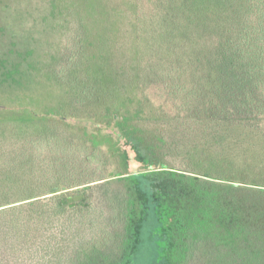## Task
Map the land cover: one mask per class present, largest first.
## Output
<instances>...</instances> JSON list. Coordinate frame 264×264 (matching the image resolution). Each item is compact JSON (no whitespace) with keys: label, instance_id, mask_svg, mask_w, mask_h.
<instances>
[{"label":"trees","instance_id":"16d2710c","mask_svg":"<svg viewBox=\"0 0 264 264\" xmlns=\"http://www.w3.org/2000/svg\"><path fill=\"white\" fill-rule=\"evenodd\" d=\"M134 7L132 72L105 55L89 60L82 30L50 75L76 106L116 117L125 137L142 135L132 125L140 115L179 135L166 149L163 138L151 145L144 137L152 153L135 147L134 173L126 152L96 139L43 132L0 146V264H139L147 218L156 221V264H264V0H134ZM133 89L136 109L126 96ZM27 114L18 121H31ZM164 149L184 155L178 163L175 154L156 155ZM44 215L50 224L60 215L68 221L47 236L38 226ZM58 233L74 240L71 252L58 249Z\"/></svg>","mask_w":264,"mask_h":264},{"label":"rangeland","instance_id":"374dc122","mask_svg":"<svg viewBox=\"0 0 264 264\" xmlns=\"http://www.w3.org/2000/svg\"><path fill=\"white\" fill-rule=\"evenodd\" d=\"M55 3L52 0H0V146L16 145L23 137H34L43 132H57L72 139H96L115 152H126L128 172H139L141 165L136 160L135 147L142 149V155H150L152 151L146 145L142 146L144 137L151 145L157 143L160 137L166 144L159 142V145L166 149L169 144L173 145V139L179 135L173 126L163 127L159 121L149 122L140 115L142 120L132 122L142 134L140 139L138 133L125 137L116 117L98 114L95 106L73 104L66 87L57 82L49 70L57 62L64 46L79 31L85 30L84 35L88 36L83 41L84 53H88L89 60L93 56L105 55L110 57L113 66L120 69L119 62L123 61L128 71L132 72V59L137 53L134 35L138 30L134 28V0H56ZM123 49L128 50L127 57H124ZM84 61L88 64L86 58ZM100 61H103L101 57ZM15 64L19 65L18 68H15ZM131 80L130 85H133L135 81ZM139 93L138 89H133L126 95L133 101L135 109ZM142 108L146 109L143 112L145 115L150 114L147 106ZM26 110L29 113L26 116L30 115L31 121L24 119L22 121L25 123H21L18 119H22ZM157 116L160 120L166 118ZM221 130L228 133L226 129ZM230 145L235 152L242 151L239 143L232 142ZM244 145L248 146L247 143ZM228 146L221 145L224 150ZM165 149L158 150L156 155L175 154L176 163L184 155L182 150L176 154ZM239 157L242 158L241 154ZM75 162L76 169H79V161ZM201 182L208 183L203 179ZM114 184L119 186L122 183L116 181ZM148 219L143 222L142 238L135 251L139 264H156L157 247L152 238L156 221ZM49 220L50 217L44 215L38 221V226L43 228L47 236L53 227L60 229L68 221L67 217L61 215V223L50 224ZM58 235V249L65 253L71 252L74 240L61 233ZM89 236L90 231L86 237Z\"/></svg>","mask_w":264,"mask_h":264}]
</instances>
